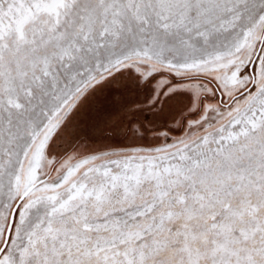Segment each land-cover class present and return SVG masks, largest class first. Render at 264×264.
Returning a JSON list of instances; mask_svg holds the SVG:
<instances>
[{"label":"snow or ice","instance_id":"snow-or-ice-1","mask_svg":"<svg viewBox=\"0 0 264 264\" xmlns=\"http://www.w3.org/2000/svg\"><path fill=\"white\" fill-rule=\"evenodd\" d=\"M0 264H264V0H0Z\"/></svg>","mask_w":264,"mask_h":264}]
</instances>
